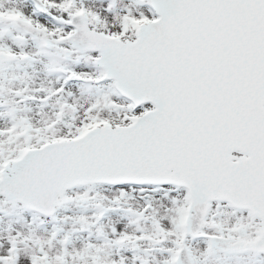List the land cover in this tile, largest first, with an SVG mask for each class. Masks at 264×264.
Wrapping results in <instances>:
<instances>
[{
	"label": "snow or ice",
	"instance_id": "snow-or-ice-1",
	"mask_svg": "<svg viewBox=\"0 0 264 264\" xmlns=\"http://www.w3.org/2000/svg\"><path fill=\"white\" fill-rule=\"evenodd\" d=\"M0 264H264V0H0Z\"/></svg>",
	"mask_w": 264,
	"mask_h": 264
}]
</instances>
